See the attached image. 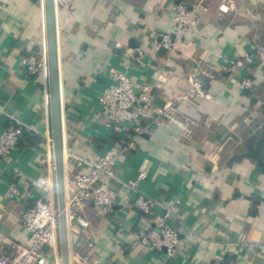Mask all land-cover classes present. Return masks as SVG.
I'll list each match as a JSON object with an SVG mask.
<instances>
[{"label": "crops", "instance_id": "obj_1", "mask_svg": "<svg viewBox=\"0 0 264 264\" xmlns=\"http://www.w3.org/2000/svg\"><path fill=\"white\" fill-rule=\"evenodd\" d=\"M175 1L73 0L66 8L54 0L65 177L88 171L115 142L98 110L110 69L150 83L154 106L176 100L192 73L214 95L200 109L180 104L176 120L137 137L105 178L116 192L110 210L88 202L75 212L86 226L67 221L69 264H264V0H224L226 13L223 0H183L194 20L185 27L173 19ZM163 33L173 37L169 53L156 46ZM136 46L144 62L126 66ZM40 47L47 49L44 0H0V132L15 118L52 138L48 71L31 76L21 61ZM229 59L244 65L218 74ZM244 76L252 89L241 85ZM37 178L55 179L53 142L23 132L0 157V249L8 258L29 245V232L20 220L25 205L6 191L16 182L37 197ZM140 194L153 197L149 212L134 205ZM166 208L181 238L171 256L136 238Z\"/></svg>", "mask_w": 264, "mask_h": 264}, {"label": "built area", "instance_id": "obj_2", "mask_svg": "<svg viewBox=\"0 0 264 264\" xmlns=\"http://www.w3.org/2000/svg\"><path fill=\"white\" fill-rule=\"evenodd\" d=\"M57 2L71 8L73 0H57ZM218 9L223 12L231 10L227 1H221ZM173 19L177 27L194 24L191 10L183 0H176L173 4ZM173 37L170 33L160 35L157 47L169 53L173 49ZM126 66L141 65L144 62L145 52L141 46L134 47L123 57ZM0 53V64L2 62ZM244 59L252 60L251 54L245 53ZM26 72L31 76H38L48 71L47 49L40 47L37 52L29 51L21 57ZM264 61V60H263ZM242 59H229L221 67L218 74L235 72L243 67ZM110 82L101 90L98 96L99 114L104 124L116 133L115 142L103 154L95 155L90 161L88 171L79 169L70 172L65 177V210L67 221L77 219L82 226L87 222L82 217L76 216L77 209L86 203H92L101 211H108L115 203L116 192L105 178H112L117 172V163L121 157L135 148L136 139L142 134L149 133L153 127L163 121L176 120L180 104L195 105L199 109L207 102L214 100V95L206 88L203 80L196 73L187 76V82L176 100H166L161 105L151 104V84L137 81L127 71L112 68L107 74ZM210 78L214 74H208ZM241 85L252 89L255 85L253 78L244 76ZM264 109V102L262 104ZM189 117L184 115L182 122H188ZM248 119H244L247 122ZM205 125L210 122L204 120ZM40 134L48 142H52L49 135H44L31 124H26L12 118V121L0 132V157H9L17 148L22 133ZM143 173L135 180L129 179L128 185L134 187ZM44 191L37 197H30L28 191L22 189L16 182H12L7 191L9 199H19L25 205L21 213V223L29 232V245L23 247L12 258L6 257L0 249V264H54L58 253L59 210L57 206L55 179L46 181L42 178L34 179ZM154 199L147 195H138L134 205L149 212L154 204ZM170 209L157 213L153 217V225L143 232H137L136 238L155 251H165L171 256L180 246L179 232L171 226L168 220Z\"/></svg>", "mask_w": 264, "mask_h": 264}, {"label": "water", "instance_id": "obj_3", "mask_svg": "<svg viewBox=\"0 0 264 264\" xmlns=\"http://www.w3.org/2000/svg\"><path fill=\"white\" fill-rule=\"evenodd\" d=\"M46 18V39L48 77L50 93V114L55 170V187L59 210V240L62 264H69L67 218L65 210V171L63 159L62 109L60 102L59 64L55 27L54 0H44Z\"/></svg>", "mask_w": 264, "mask_h": 264}, {"label": "rangeland", "instance_id": "obj_4", "mask_svg": "<svg viewBox=\"0 0 264 264\" xmlns=\"http://www.w3.org/2000/svg\"><path fill=\"white\" fill-rule=\"evenodd\" d=\"M57 202V201H56ZM58 237H59V231H58ZM61 262V254H60V240L58 238V253H57V256H55V261L54 263L55 264H60Z\"/></svg>", "mask_w": 264, "mask_h": 264}]
</instances>
